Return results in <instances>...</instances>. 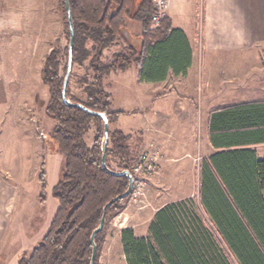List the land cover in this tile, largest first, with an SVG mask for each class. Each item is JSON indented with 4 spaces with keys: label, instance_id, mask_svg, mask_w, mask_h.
Segmentation results:
<instances>
[{
    "label": "trees",
    "instance_id": "16d2710c",
    "mask_svg": "<svg viewBox=\"0 0 264 264\" xmlns=\"http://www.w3.org/2000/svg\"><path fill=\"white\" fill-rule=\"evenodd\" d=\"M66 1L74 34L71 62L86 59L90 52L85 46L91 42L92 75L91 80L85 77L80 80L85 100L72 96L67 86V103L61 93L67 59L59 75L60 49L52 48L44 58L39 72L48 92L44 112L55 121L50 135L64 163L62 175L52 188L58 207L49 227L40 242L17 264H89L90 236L104 215L103 227L94 236L96 264L103 229L123 210L130 196L129 193L117 198L126 191L128 179L102 166L105 143L107 168L131 172L134 156L129 135L108 127L105 136L103 119L76 104L104 113L109 126L121 113L110 109V95L102 85L111 71L125 70L133 63L138 67L140 81L157 82L164 80L169 70L184 74L190 65L191 50L184 33L172 28L166 15L152 25V0ZM60 4L68 44L70 29L65 0H60ZM128 20L141 26L136 48L126 40ZM119 39L127 43L124 52L116 54L112 62L103 63L102 50ZM65 50L68 58V46ZM231 108L234 113L241 109ZM90 122L95 130L88 143L85 133ZM248 133L251 138L255 130ZM229 134L215 135V143L222 145L227 143L222 139L234 140ZM111 156L117 158L118 169L111 166ZM211 163L213 167L202 173L198 196L172 201L157 209L145 236H136L130 227L120 230L126 264H264V158H257L253 150L234 149L217 153ZM39 180L43 199L42 170Z\"/></svg>",
    "mask_w": 264,
    "mask_h": 264
},
{
    "label": "rangeland",
    "instance_id": "374dc122",
    "mask_svg": "<svg viewBox=\"0 0 264 264\" xmlns=\"http://www.w3.org/2000/svg\"><path fill=\"white\" fill-rule=\"evenodd\" d=\"M129 26L131 43L136 48L140 43L137 39H140L141 26L135 20ZM126 45L123 39L115 41L102 50L100 60L112 62L116 54L124 52ZM67 46L60 0H0V194L6 196L3 217H7L4 225H0V264H17L23 255L29 254L44 236L58 207L52 188L62 175L64 160L50 135L55 121L44 112L48 92L39 72L46 54L57 47L60 49L58 69L61 75ZM90 47L91 42H87L85 48L90 54L86 59L71 63L67 81L69 93L82 101L85 95L80 80L84 77L91 80L92 75ZM238 53L214 52L228 56ZM241 53L250 55L256 66L257 55H264V45H254ZM211 64L218 66L210 75L211 82L218 87H222V83L227 86L232 75L240 74V62L215 61ZM175 83L172 79L166 86L141 84L138 67L133 63L125 70L111 71L103 78V89L110 95V109L121 112L108 127L110 130L120 128L129 135L133 163L139 153L152 151L141 144L150 128L143 120L152 111L150 98L154 92L163 94ZM135 95L146 104H134L132 98ZM88 127L85 140L90 143L95 126L90 122ZM185 159L181 167L159 166L155 174L145 178L143 194L129 196L125 202V206L130 205L125 220H117L119 213L103 229L96 264H126L120 229L128 217H132L144 232L157 208L182 198L197 197L198 189L192 182V159ZM110 164L114 169L119 168L114 156H111ZM41 170L45 181L43 199L40 197Z\"/></svg>",
    "mask_w": 264,
    "mask_h": 264
},
{
    "label": "crops",
    "instance_id": "0c3cea01",
    "mask_svg": "<svg viewBox=\"0 0 264 264\" xmlns=\"http://www.w3.org/2000/svg\"><path fill=\"white\" fill-rule=\"evenodd\" d=\"M165 15L172 28L184 33L191 50L190 65L184 74L169 70L162 81L138 79L148 86H166L169 80L176 81L163 94L154 92L150 98L151 114L143 117L150 128L141 144L152 150L157 168L170 164L181 167L185 158H191L192 182L199 191L202 173L213 167L211 158L217 153L249 149L257 158H264V107H260L264 105V55H257L255 66L250 55L241 53L254 45H264V0H168ZM130 24L132 20L126 21L128 42L132 38ZM214 52L239 53L228 56ZM215 61L240 62L239 79L234 80L237 77L232 75L227 86L226 83L216 86L210 77L218 67L211 64ZM132 100L134 104H146L136 95ZM235 106L241 108L239 113L230 110ZM249 130H255L251 138ZM256 131L261 132L260 136ZM226 133L234 136V140L222 139L227 143L217 145L214 136ZM5 199L0 194V225L7 218L3 217ZM129 207L124 204L118 221L125 220ZM148 223L143 232L128 217L121 229L130 227L136 236H145Z\"/></svg>",
    "mask_w": 264,
    "mask_h": 264
},
{
    "label": "built area",
    "instance_id": "2783aa9c",
    "mask_svg": "<svg viewBox=\"0 0 264 264\" xmlns=\"http://www.w3.org/2000/svg\"><path fill=\"white\" fill-rule=\"evenodd\" d=\"M168 0H152L154 13L152 15V25L157 23L165 16ZM157 172V158L155 155L146 151L139 153L132 168V188L130 198L143 194V187L146 184L145 178Z\"/></svg>",
    "mask_w": 264,
    "mask_h": 264
},
{
    "label": "water",
    "instance_id": "95a60500",
    "mask_svg": "<svg viewBox=\"0 0 264 264\" xmlns=\"http://www.w3.org/2000/svg\"><path fill=\"white\" fill-rule=\"evenodd\" d=\"M65 7H66V13H67V18H68V24H69L70 32H69V42H68L67 68H66V73H65L64 79H63L61 93H62L63 100L68 103L69 101L66 99L65 91H66V87H67L68 76H69V73H70V70H71V63H72L71 62V58H72V47H73L74 34H73V28H72L70 12H69V8H68V4H67L66 0H65ZM125 35H127L126 32H125ZM127 37H128V35H127ZM76 105L81 107V108H83V109H85V110H87L88 112H90L93 115L100 116L103 119L105 136H107L108 119H107L106 115L104 113H101V112H95L93 110L87 109V108H85L84 106H82L79 103H77ZM102 166H103L104 169H106L110 173L119 174V175H125L127 177V179H128V187H127L126 191L124 193L118 195L117 198H122L123 196L129 195V193L131 192V188H132V175H131L130 171H128V170L116 171V170H110L109 168H107L106 163H105V143H104V149H103V153H102ZM103 223H104V215H102L98 227L93 230V232H92V234L90 236V241L92 243V253H91L89 264H94V259H95V255H96V246L94 244V236H95V234L97 232H99L102 229Z\"/></svg>",
    "mask_w": 264,
    "mask_h": 264
}]
</instances>
